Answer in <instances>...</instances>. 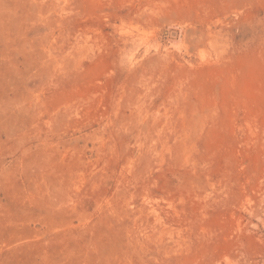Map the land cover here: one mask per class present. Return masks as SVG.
I'll return each mask as SVG.
<instances>
[{"label": "rangeland", "instance_id": "374dc122", "mask_svg": "<svg viewBox=\"0 0 264 264\" xmlns=\"http://www.w3.org/2000/svg\"><path fill=\"white\" fill-rule=\"evenodd\" d=\"M0 264H264V0H0Z\"/></svg>", "mask_w": 264, "mask_h": 264}]
</instances>
